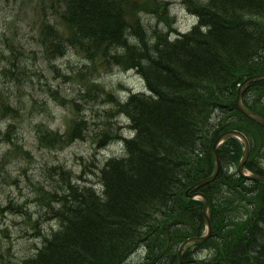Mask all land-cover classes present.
<instances>
[{"label": "trees", "instance_id": "trees-1", "mask_svg": "<svg viewBox=\"0 0 264 264\" xmlns=\"http://www.w3.org/2000/svg\"><path fill=\"white\" fill-rule=\"evenodd\" d=\"M56 2L64 7L60 18L68 38L54 31L44 33L48 40L44 51L61 57L66 41L94 70L134 69L150 95H133L117 105L133 136L123 140L122 157L97 171L99 192L78 186L62 172L66 182L62 194H43L59 230L44 238L37 254L21 264H123L139 247L146 253L140 264H177L179 245L201 236L204 228L203 204L186 200L184 194L211 175L212 147L222 133L236 130L246 136L251 151L245 168L264 177L259 165L264 128L241 116L235 105L238 86L264 73V0H181L200 27L174 42L160 30L147 33L141 21L147 14L166 22L168 2ZM166 28L175 31L171 24ZM79 32L86 40L79 39ZM147 39L155 49L153 57L140 56ZM12 58L13 52L5 61L13 65ZM20 73L26 75L27 70ZM243 103L264 118V81L250 86ZM4 113L10 118L17 111L10 110L2 97L0 116ZM82 129L71 125L64 138L39 129V144L61 149L83 140ZM9 131L0 133V139L9 137ZM107 137L101 136L99 148ZM12 147L17 155L16 145ZM217 155V179L199 189L209 201L211 238L187 250L182 264H264V185L246 183L229 173L242 155L237 141H226ZM59 217L62 226L70 224L69 236L63 235Z\"/></svg>", "mask_w": 264, "mask_h": 264}, {"label": "rangeland", "instance_id": "rangeland-1", "mask_svg": "<svg viewBox=\"0 0 264 264\" xmlns=\"http://www.w3.org/2000/svg\"><path fill=\"white\" fill-rule=\"evenodd\" d=\"M158 1L172 5L173 29L178 34L196 25L180 0ZM43 2L0 0V98L9 102L10 110L17 111L15 117L8 118L9 112L0 116V133L4 136L6 128L10 130L9 137L0 139L1 264H21L42 246L43 238L56 230L43 194H62L66 184L62 172L68 173L75 184L100 190L97 171L124 154V145L116 137L133 136L127 131L125 118L116 112L115 101L144 92V83L136 73L106 66L94 70L74 49L67 48L64 57L43 56L41 18L57 28L61 25L58 15H52L53 4ZM141 21L149 34L154 24H159L147 14L141 15ZM11 52L16 68L5 61ZM21 69L27 70L26 75L20 73ZM6 74L10 78H5ZM77 118L84 121L83 125ZM74 124L83 127L79 134L83 140L61 149L39 144V129L64 138ZM105 134L109 137L103 139L105 146L98 150ZM13 145L17 155L13 154ZM20 149L29 156L21 154ZM7 152L10 154L4 156ZM9 205L22 212L10 214ZM33 222L43 224L46 237L37 236ZM141 255L137 251L124 264H139Z\"/></svg>", "mask_w": 264, "mask_h": 264}, {"label": "water", "instance_id": "water-1", "mask_svg": "<svg viewBox=\"0 0 264 264\" xmlns=\"http://www.w3.org/2000/svg\"><path fill=\"white\" fill-rule=\"evenodd\" d=\"M264 80V74L263 75H260V76H255V77H251V78H248L247 80H245L242 85L240 86L239 88V91H238V95H237V99H236V107L237 109L239 110V112L245 116L248 120L258 124V125H261L264 127V120L251 113L250 111L246 110L243 105H242V102H241V98H242V94L244 92V90L248 87V85H250L251 83L253 82H258V81H262ZM229 137H236L238 139H240L244 145V153H243V157H242V160L240 161V164L238 165V168H237V172L239 174L240 177H243L244 179H246L247 181H253V182H263L264 183V179L263 178H260V177H249V176H246L244 175L243 173V167H244V164L246 163L247 159H248V153H249V148H248V142L247 140L239 133H236V132H227V133H224L222 134L218 139L217 141L215 142V145L213 147V150H212V155H213V158H214V162H215V168H214V171H213V174L211 177L207 178V179H204L202 181H199L197 184H195L191 189L190 191H195L197 190L198 188L204 186V185H207L209 184L210 182L214 181L215 178L217 177V174H218V171H219V161H218V158L216 156V149L217 147L227 138ZM188 193H186V197L188 199L190 198H201L204 202V206H203V217H204V221L206 223V226H207V233H206V236L205 237H202V238H194V239H189L187 240L185 243H183L180 248H179V251H178V264H181V254H182V251L184 250V248L186 246H188L189 244L191 243H195V242H205L209 235H210V232H211V228H210V224H209V219H208V216H207V209H208V201L207 199L205 198L204 195H202L201 193L199 194H194L192 196H187Z\"/></svg>", "mask_w": 264, "mask_h": 264}, {"label": "bare ground", "instance_id": "bare-ground-1", "mask_svg": "<svg viewBox=\"0 0 264 264\" xmlns=\"http://www.w3.org/2000/svg\"><path fill=\"white\" fill-rule=\"evenodd\" d=\"M181 1V0H180ZM168 4V6H169V8L167 7V11H168V14H167V16H166V22L165 21H163V20H161V19H156L154 16H151L152 18H154V20L155 21H157L159 24H157V23H155L154 24V26H156V27H153V29L154 30H160L162 33H163V35H165L166 36V38H167V40L168 41H170V42H174V41H176V40H178L180 37H181V35H187L189 32H186V33H184V34H178L177 32H175V31H168V29L166 28V26H168V24H171V26H173V24H175V19L173 18V16L171 15V8H172V5L170 4V3H167ZM180 4H181V2H180ZM182 5V4H181ZM183 6L185 7V5L183 4ZM183 7V8H184ZM184 10H185V12L188 14V16H190V17H192L193 19H195L196 20V25L194 26L195 28H198V27H200V26H198V21H197V16L194 14V13H192V14H190V13H188L187 12V10L184 8ZM164 22V23H163ZM165 24H166V26H165ZM193 27V28H194ZM192 28V29H193ZM201 32L203 33V32H205V30H204V28H201ZM78 37H79V39H81V40H86V36L84 35V34H82L81 32H79L78 33ZM171 37H174L173 39L171 38ZM143 43H145V44H143V46H142V48H141V51H140V56L141 57H153L154 56V53H155V49H153L154 47H153V44L151 43V40L149 41L148 39L147 40H145V41H143ZM65 52V51H64ZM114 54V53H113ZM115 55V54H114ZM52 56H53V53H52ZM130 71H132V72H134V73H136V75H138V73L136 72V70H134V69H129V70H127V72H130ZM141 79V78H140ZM142 80V79H141ZM142 82L144 83V81L142 80ZM137 94H139V95H143V96H149L150 95V93H149V90L147 89V87H146V85H145V83H144V92L143 93H137ZM131 97V96H130ZM130 97H128L127 99H125V100H120V101H115L116 102V108H117V105L118 104H120V105H123ZM118 110V109H117ZM117 112V111H116ZM123 117V116H122ZM124 118V117H123ZM77 120L79 121V123H81L82 125H83V123H84V121L83 120H81L80 118H77ZM126 120V119H125ZM78 128H79V126H77ZM127 131H130V129L128 128L127 129ZM119 141H121L122 143H123V140H125V139H130V138H132V137H121V136H117L116 137ZM123 145H124V143H123ZM101 149H103V147H101V148H99L98 150H101ZM236 149V148H235ZM101 168V167H100ZM99 168V169H100ZM257 177H260V178H263L264 179V177H262V176H257ZM208 178V177H207ZM207 178H205V179H207ZM257 184H261V185H264V183L263 182H257ZM78 186H80L79 184H77ZM80 187H87V188H91L90 186H80ZM100 188V187H99ZM93 189V188H92ZM100 191V190H99ZM98 191V192H99ZM72 204V203H71ZM68 208H70V207H68ZM16 207L15 206H10L9 205V207H8V210H7V212H9L10 214H13V213H16ZM4 210H1V212H3ZM27 214V213H26ZM28 215V214H27ZM51 218H52V216H51ZM50 218V219H51ZM53 219V218H52ZM62 220H63V218H61V217H59V222H60V224H61V226H62ZM39 223H41V222H33L32 223V229L34 230V231H36L37 230V233H38V235L37 236H39V237H41V235L42 236H44V237H46V234H45V231H46V229H45V227H42L43 226V224L41 225V224H39ZM203 223H204V228L203 229H205V230H207V226H206V223H205V221H204V218H203ZM209 224H210V228H211V223H210V220H209ZM41 225V226H40ZM56 226H57V224H56ZM69 226H70V224L67 222V223H65L62 227H61V229H62V232H63V235L66 237V236H69L70 235V230H69ZM40 227V228H39ZM212 229V228H211ZM45 230V231H44ZM57 230H59L58 229V226H57V228H56V230L55 231H53V232H56ZM52 232V233H53ZM51 233V234H52ZM49 238V237H48ZM44 239V238H43ZM42 245H43V242H42ZM42 248V246L40 247V248H36L35 249V252L33 253V255H31L29 258H27V259H30V258H33L36 254H37V250L38 249H41ZM137 251H140L141 253H142V255H141V259H140V262H139V264L140 263H142V261H143V259L145 258V255H146V253H145V250L142 248V247H139L138 249H136L129 257H128V259L132 256V255H134ZM26 259V260H27ZM127 259V260H128ZM127 260L125 261V262H127ZM182 262V261H181Z\"/></svg>", "mask_w": 264, "mask_h": 264}]
</instances>
